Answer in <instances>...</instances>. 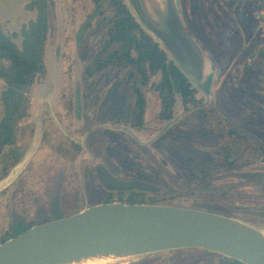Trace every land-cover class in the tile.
<instances>
[{
    "label": "rangeland",
    "instance_id": "rangeland-1",
    "mask_svg": "<svg viewBox=\"0 0 264 264\" xmlns=\"http://www.w3.org/2000/svg\"><path fill=\"white\" fill-rule=\"evenodd\" d=\"M30 1L0 0L1 27L18 45L22 26L36 15L25 8ZM176 1L180 12L182 0ZM53 5L46 74L32 89L31 114L24 122L33 132L27 131L20 142L26 150L22 161L0 181V236L13 216L40 223L71 213L77 204L73 178L79 170L80 187L93 163L122 182L157 183L159 192L146 194L147 202L207 211L264 230V71L240 84L241 67L225 65L237 58L235 52L225 49L229 55L218 64L220 59L201 48L208 72L193 85L202 103L185 110L178 99L174 119L166 123L159 118L157 93L145 87L148 105L139 127L126 80L128 68L85 74L107 35L101 17L93 14V0H53ZM3 88L0 79V94ZM242 89H247V96ZM227 130H234L230 146ZM240 144L243 154L236 152ZM151 152L166 167L156 161L148 164ZM226 158L234 168L244 167L231 174V187ZM240 184L242 196L236 189ZM80 194L79 188V203ZM212 255L179 249L99 264H210Z\"/></svg>",
    "mask_w": 264,
    "mask_h": 264
},
{
    "label": "water",
    "instance_id": "water-1",
    "mask_svg": "<svg viewBox=\"0 0 264 264\" xmlns=\"http://www.w3.org/2000/svg\"><path fill=\"white\" fill-rule=\"evenodd\" d=\"M125 1L192 83H199L208 72V58L188 33L177 1ZM99 176L109 188L154 190L145 183L119 181L104 170ZM189 248L245 264H264V230L238 219L183 207L100 203L34 225L0 243V264H99Z\"/></svg>",
    "mask_w": 264,
    "mask_h": 264
},
{
    "label": "trees",
    "instance_id": "trees-1",
    "mask_svg": "<svg viewBox=\"0 0 264 264\" xmlns=\"http://www.w3.org/2000/svg\"><path fill=\"white\" fill-rule=\"evenodd\" d=\"M93 3V14L101 17L107 35L85 66V74L91 77L110 67L128 68L126 80L137 108V126L143 124L147 110L145 87L157 93L160 101L159 115L164 120L174 118L178 99L185 110L202 103L192 81L163 46L137 21L125 0H93ZM53 6V0H31L26 3L25 8L34 11L36 15L22 26L20 45L0 24V79L4 82L0 94L3 106L0 115V181L22 161L26 150L20 142L27 131L29 135L33 132L32 126L24 122L31 114L32 89L46 74L45 49L52 29ZM106 6L110 8L109 12ZM109 189L129 190L131 196L127 204H158L154 200L145 201L140 194L142 192L127 188ZM109 199L105 202L111 203V197ZM36 224L39 222L26 223L20 217L13 216L8 230L0 236V243ZM192 249L208 252L198 248L188 250ZM212 254L224 258L221 264H245L218 253Z\"/></svg>",
    "mask_w": 264,
    "mask_h": 264
},
{
    "label": "flooded vegetation",
    "instance_id": "flooded-vegetation-1",
    "mask_svg": "<svg viewBox=\"0 0 264 264\" xmlns=\"http://www.w3.org/2000/svg\"><path fill=\"white\" fill-rule=\"evenodd\" d=\"M180 12L183 21L187 24V29L191 36L205 52L214 58L220 59L218 64H221V61H223V56L226 57V55H229L227 54V49L231 50V52H235L237 58H229L225 65L236 64L235 66L237 68L241 67L242 74L240 79H238V83L241 84L243 82H247L250 74L258 71H264V66L260 65V62L264 63V0H182V8ZM262 76H264V74H262ZM262 79L264 78L262 77ZM242 86L243 85L240 87ZM241 91L245 96H247V89H242ZM159 118L166 121V123L171 121L164 120L160 115ZM226 134L228 143H230L229 137L231 138L234 134V130H227ZM227 145L230 146L231 143ZM236 152L243 154L241 144ZM228 153L229 152L225 151L224 155L227 156ZM155 158L156 156L151 152V155L147 158V161L149 162L148 164H155L156 161L158 164L161 163L163 167H166L162 164L163 162L161 160ZM224 161L231 168L226 174L229 177L228 183L231 187V174L239 172L244 167L234 168L232 166V160L226 158ZM100 170H104L110 174L100 163H93L90 169L88 171L85 170L83 173V182H80V187L79 170L77 171L76 178H73L75 179L76 184L72 187L73 195L75 196L74 199L77 203L75 208L71 213H66V215L62 216L59 215L52 220L76 214L84 208L92 205L106 203L105 201L110 197L112 202L127 203L130 200L131 194L129 193V190L113 191V189H109V187L103 184L99 176ZM94 179L98 180L96 185H94L91 181ZM150 186L154 188V190H130L142 192L140 194L144 199L146 194H156L160 190L158 188L160 186L157 183L150 184ZM243 187L244 185L240 184L238 188H236L238 195L240 196L244 195ZM79 188L80 193L82 194L81 198L83 200L81 203H79ZM84 189L86 192L83 194L81 190ZM86 189H88V191ZM50 220L41 221L39 224ZM207 253L213 252L208 251ZM212 256L215 259L211 260L210 264H221L224 261V258L221 256L214 254Z\"/></svg>",
    "mask_w": 264,
    "mask_h": 264
}]
</instances>
